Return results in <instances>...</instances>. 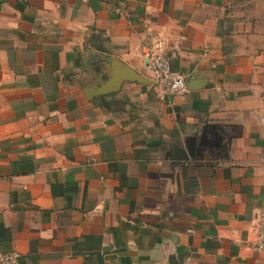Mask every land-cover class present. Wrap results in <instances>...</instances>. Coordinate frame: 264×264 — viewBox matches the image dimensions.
Listing matches in <instances>:
<instances>
[{"label":"crops","instance_id":"crops-1","mask_svg":"<svg viewBox=\"0 0 264 264\" xmlns=\"http://www.w3.org/2000/svg\"><path fill=\"white\" fill-rule=\"evenodd\" d=\"M148 30L185 93L153 89ZM262 207L264 0H0V252L264 264Z\"/></svg>","mask_w":264,"mask_h":264},{"label":"built area","instance_id":"built-area-1","mask_svg":"<svg viewBox=\"0 0 264 264\" xmlns=\"http://www.w3.org/2000/svg\"><path fill=\"white\" fill-rule=\"evenodd\" d=\"M180 54L178 44L170 45L165 36L152 30L147 31L141 56L151 73L153 89L163 97H171L187 91L184 75L170 66L171 59ZM255 229L254 246L264 251V207L256 211ZM0 264H20L18 254L12 250L0 252Z\"/></svg>","mask_w":264,"mask_h":264}]
</instances>
